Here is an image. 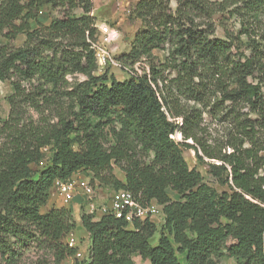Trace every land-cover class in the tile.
I'll list each match as a JSON object with an SVG mask.
<instances>
[{
  "label": "trees",
  "instance_id": "16d2710c",
  "mask_svg": "<svg viewBox=\"0 0 264 264\" xmlns=\"http://www.w3.org/2000/svg\"><path fill=\"white\" fill-rule=\"evenodd\" d=\"M47 7L60 13L44 24ZM93 9V0H0V81L13 88L0 117V264H22L32 247L56 264L77 255L67 243L73 211L41 208L57 180L79 171L92 173L93 187L156 202L164 224L153 244L150 218L131 225L84 210L91 244L74 264H138L136 255L150 264H264V0H138L131 15L141 27L120 59L149 67L123 81L97 72ZM226 10L241 29L217 38L213 15ZM155 50L167 51L164 62ZM184 147L225 189L190 167Z\"/></svg>",
  "mask_w": 264,
  "mask_h": 264
},
{
  "label": "rangeland",
  "instance_id": "374dc122",
  "mask_svg": "<svg viewBox=\"0 0 264 264\" xmlns=\"http://www.w3.org/2000/svg\"><path fill=\"white\" fill-rule=\"evenodd\" d=\"M98 1V0H96ZM138 0H103V3L99 6L93 9V12L97 15V23L100 22H108L109 24L115 26L118 28L120 32V36L118 41L111 46L112 50V55L117 63H119L121 66H117L115 63H109L106 66V71L107 69L109 70L110 74H113L116 79L123 81L126 80L132 76H134L136 73L141 74L143 73L144 69H147L149 67L148 61H140L137 62L134 66L125 64L124 62L121 61V56L125 52L129 51L131 48V43L133 40V37L135 33L140 29L141 27V22L138 21V19L134 18L131 13L132 10ZM173 7H175L176 3H172ZM127 9L130 10V12L127 11ZM45 14L42 16L43 20H47L49 15L51 17L57 16L60 13V10H55L50 7L45 8ZM75 15H80L82 14L81 9H76L73 12ZM116 14V22H111L110 19H112V15ZM112 16V17H111ZM213 21L216 26V32H215V37L217 38H225V32L228 31L232 34H237L240 29V21L238 19V16H233L231 10H226L223 12H219L213 15ZM242 39L245 41L246 38L245 36H242ZM25 40V35L21 34L16 40L13 41V45L15 46H20L23 44ZM6 40L3 38H0V45L5 43ZM154 54L161 59V61H165L167 57V51L166 50H155ZM125 66L123 67V65ZM103 71V72H104ZM99 73L100 71L97 70ZM102 72V73H103ZM81 79L84 78L83 75L79 76ZM0 89H1V105H0V117L2 119H6L9 116L10 113V104L8 102V97L10 94L13 92V88L11 86L10 81H0ZM175 139L177 141L182 140L181 134L177 133L174 135ZM264 155V151L262 152ZM183 155L185 159L187 160L188 164L190 167H195L197 168L205 178V181H207L209 184L213 185L216 187L218 190H223L225 189L224 187H221L218 185V183L214 180V178L208 173V165L204 162H200L197 155L196 151L194 149H189L184 147L183 148ZM51 156V152L49 150L46 151V157L43 160V164L46 163L47 160H49V157ZM115 173H121L120 169L118 167H115ZM88 174L85 172H80L79 176H77L79 179L83 178L85 181L89 180V185H90V179L87 178ZM84 187V186H83ZM83 187L79 185V190L78 193L80 194L79 196H82L83 199V207L82 211L88 212V204L90 202V198L88 195H86L85 191L83 190ZM112 188L110 187H105V186H100L97 182L96 184V195L97 197H102V201H106L109 196L111 195ZM113 192V191H112ZM169 194L172 196L174 199H179V195L172 191L169 190ZM76 197L78 194L76 193ZM56 199H58L57 203H59L60 197L57 196H52V203L55 204ZM61 200V199H60ZM73 202V201H72ZM50 202L42 209V211L49 209ZM157 211L154 213L155 215L153 216V221L156 223L158 232L155 234V236L152 239L153 244H155L160 236V233L163 228L164 224V214L162 211V206H157ZM79 214L76 213V217H78ZM75 217V216H74ZM72 235L75 237L77 241V251L80 252L82 255L81 256H73L68 258L63 264H74L75 261H84L88 258L89 254V238L84 231L80 229H76ZM36 245V244H35ZM135 260L138 264H150L148 261L143 260L140 256L136 255ZM37 261H40L45 264H56L55 259L52 255V253L46 249H42L39 247H32V249L28 250L24 256L22 264H35ZM44 261V262H43ZM220 264H237L235 259L232 257H224L223 259L220 260Z\"/></svg>",
  "mask_w": 264,
  "mask_h": 264
},
{
  "label": "built area",
  "instance_id": "2783aa9c",
  "mask_svg": "<svg viewBox=\"0 0 264 264\" xmlns=\"http://www.w3.org/2000/svg\"><path fill=\"white\" fill-rule=\"evenodd\" d=\"M127 11L130 12L129 9ZM40 13H43V11ZM96 26L99 35L97 40L92 43V48L95 52L98 70L102 73L109 63H115L117 66H121L115 61L111 50V46L118 41L120 32L118 28L108 22H100ZM79 185L84 186L83 190L90 198L88 213L94 216L98 212L102 215L112 214L116 218L124 219L132 225L136 219L143 220L150 218L153 220L154 213L157 211L156 205L160 206L156 202H152L148 207L142 206L136 201L132 192L127 189L113 190L105 202L99 203V197L96 195V187H93L91 183L90 185L89 183L80 184L76 179L70 178L68 180H57L54 184L58 193L66 202H70L75 198L79 190ZM67 243L70 246L77 245V241L72 234L68 236ZM81 255L80 252L77 253V256Z\"/></svg>",
  "mask_w": 264,
  "mask_h": 264
},
{
  "label": "crops",
  "instance_id": "0c3cea01",
  "mask_svg": "<svg viewBox=\"0 0 264 264\" xmlns=\"http://www.w3.org/2000/svg\"><path fill=\"white\" fill-rule=\"evenodd\" d=\"M93 2H94V8H95V10H96V7L97 6H95L96 5V3H97V5H101L102 3H103V0H98V1H96V0H93ZM45 14V11H43V13H41L40 14V20H41V22L42 23H44V24H49L50 23V21H51V19H52V17L49 15V17H48V19L47 20H43L42 19V16ZM93 14H94V16H96V18H98L97 17V15L95 14V12H93ZM113 16V17H112ZM111 17H112V19H110L111 20V22H116V14L114 15H112ZM97 21H98V19H97ZM138 21H140L139 19H138ZM141 22V21H140ZM32 25H33V27H35V26H37V24L35 23V22H33L32 23ZM119 169V168H118ZM121 171V173H117L118 175V177L121 179V180H125V173L122 171V170H120ZM81 171H79V172H77V173H75L73 176H72V178L73 179H76L80 184H82V183H88L89 182V180H87V181H85V179H83V178H78L77 176H79V173H80ZM87 174H88V176H87V178L88 179H90L91 180V177H92V173L91 172H87ZM112 191H113V189H112ZM112 191H111V193H112ZM57 194V196H59L60 197V199H59V203L58 204H56L57 203V201H58V199H56V201H55V204L54 203H52L53 201H52V196H55ZM77 194H78V196L76 197L75 196V198L72 200V201H70V202H66L64 199H63V197L58 193V190L56 189V187L55 186H53L52 188H51V190H50V197H49V201L48 202H50V206H49V209H46V210H44V211H42V209L46 206H43L42 208H41V211L43 212V213H45V212H48L52 207H67V208H70L72 211H73V214H74V216H75V219H76V221H77V229H82L83 231H84V233L86 232V234H87V236H88V238H89V245L91 244V239H90V236H89V233L82 227V225H81V221H80V218H81V214H82V207H83V199H82V196H79L80 194L77 192ZM102 197H100V199H99V203H103L104 201H102V199H101ZM48 204V203H47ZM88 208H89V204H88ZM76 213H78L79 214V216L78 217H76ZM103 215L100 213V212H98L97 213V215L95 216V219H100L101 217H102ZM148 261V260H147ZM149 262V261H148Z\"/></svg>",
  "mask_w": 264,
  "mask_h": 264
}]
</instances>
